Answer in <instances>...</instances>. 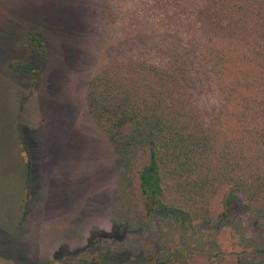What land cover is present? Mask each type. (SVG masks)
Listing matches in <instances>:
<instances>
[{
	"label": "rangeland",
	"instance_id": "1",
	"mask_svg": "<svg viewBox=\"0 0 264 264\" xmlns=\"http://www.w3.org/2000/svg\"><path fill=\"white\" fill-rule=\"evenodd\" d=\"M203 3L0 0V157L10 167L0 172V228H11L9 201L22 193L21 175L11 173L17 168L13 131L32 147L37 192L21 231L0 232V264H126L121 257L144 253L149 241L113 229L121 161L88 110L86 88L115 59H148L176 68L201 115L210 118L222 95L197 20ZM21 63L33 69L21 71ZM219 240L224 264H237L228 226ZM192 264L214 263L198 255Z\"/></svg>",
	"mask_w": 264,
	"mask_h": 264
},
{
	"label": "trees",
	"instance_id": "2",
	"mask_svg": "<svg viewBox=\"0 0 264 264\" xmlns=\"http://www.w3.org/2000/svg\"><path fill=\"white\" fill-rule=\"evenodd\" d=\"M197 18L222 95L210 118L167 64L115 59L87 84L88 110L121 161L113 229L149 241L143 254L121 257L126 264H192L198 255L224 264L223 226L237 264H264V0H204ZM19 139L28 205L32 162Z\"/></svg>",
	"mask_w": 264,
	"mask_h": 264
},
{
	"label": "crops",
	"instance_id": "3",
	"mask_svg": "<svg viewBox=\"0 0 264 264\" xmlns=\"http://www.w3.org/2000/svg\"><path fill=\"white\" fill-rule=\"evenodd\" d=\"M16 132L13 131V133H11V144H13L14 147V156L12 155L11 158L13 160H16V169H13L11 171V173H13L14 175H21V183H22V193L19 195V197H17L16 199L12 198L9 201V206L8 207H12L11 209H13L12 211V221L14 222L11 225V228H5V226L3 225L2 228H0V232H7L8 230L12 231L15 230L17 228L18 231H21V227H22V222H23V217L27 212L28 206L29 204L32 205V201L33 199L36 198L35 194H37V192H34V180H35V157L32 153V147L29 145L28 148L30 151V157H31V162H32V167H31V172H32V181H31V189H30V195H29V202L28 205L26 204L25 201V194H26V188H27V179H28V175H27V166H26V162H25V156L23 155V153H21V143H20V139L19 136L21 135V132L19 130V135L18 138L16 140V136H15ZM28 146V145H27ZM24 156V158H23ZM8 157H0V160H3V163H0V172H4L7 173V170L10 169L9 165H8ZM34 196V198H33ZM15 205V207H14ZM18 208L17 210L15 208ZM26 208V210H25ZM5 222V221H4ZM3 222V223H4ZM1 227V226H0ZM13 227V228H12ZM6 230V231H5Z\"/></svg>",
	"mask_w": 264,
	"mask_h": 264
}]
</instances>
